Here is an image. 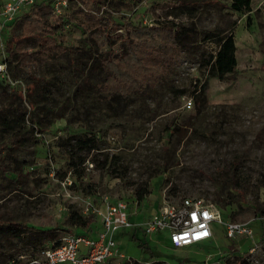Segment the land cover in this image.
Returning <instances> with one entry per match:
<instances>
[{
  "label": "rangeland",
  "instance_id": "rangeland-1",
  "mask_svg": "<svg viewBox=\"0 0 264 264\" xmlns=\"http://www.w3.org/2000/svg\"><path fill=\"white\" fill-rule=\"evenodd\" d=\"M97 1L119 21L172 24L180 38L165 48L173 55L170 71L127 96L101 92L98 55L122 47L96 46L84 0L42 15L46 24L61 20L57 40L65 47L42 61L6 62L4 44L22 19L0 27V264H40L50 240L75 230L70 214L87 217V200L98 207L127 201L129 220L138 223L163 200L184 196L210 202L222 221L248 223L253 235L227 237L213 221L209 240L174 247L166 232L132 225L113 232L123 256L110 264H264V217L256 213L264 206V0H251L246 13L234 11L231 0ZM226 32L235 39L237 71L210 77ZM26 47L36 48L31 40ZM30 74L42 85L32 107L16 95ZM85 138L93 148L77 141ZM144 189L137 202L135 191Z\"/></svg>",
  "mask_w": 264,
  "mask_h": 264
},
{
  "label": "trees",
  "instance_id": "trees-1",
  "mask_svg": "<svg viewBox=\"0 0 264 264\" xmlns=\"http://www.w3.org/2000/svg\"><path fill=\"white\" fill-rule=\"evenodd\" d=\"M84 3L85 10L82 11V17L96 46L102 48L120 41L122 47L119 52L107 51L98 55V65L105 72L102 83L96 85L101 92L107 96H127L131 92L144 88L149 79L155 81L165 79L173 58V55L168 54L165 48L177 46L180 38V32L172 24L164 21L151 25L135 23L131 20L119 21L101 12L97 0H84ZM34 6L36 7L34 17L29 14L30 11H27L6 24L13 27L19 19H22L20 32L12 34L4 44L7 51L6 62L16 61V65H25L28 62L45 60L65 49L57 40V33L63 27L61 20L58 24H46L43 20L42 15L51 11L50 4L42 0ZM230 7L236 12L246 13L251 10V0H231ZM249 18L247 15V23ZM205 35L206 38H210L215 34L206 32ZM29 40L33 41V46L36 47L32 51L26 47ZM236 68L235 39L231 32H226L218 39V48L209 61L207 72L210 77L224 79L234 75ZM30 76L32 80L25 84L24 93L18 90L16 95L21 99L25 96L29 107H32L37 93L42 90V85L38 82L39 78L33 77L32 74ZM26 112L24 108L21 114ZM28 118L32 120L30 116ZM77 141L82 144V147H94L91 138ZM147 192L146 189L136 190L137 202H140ZM256 213L264 217V206L256 207ZM69 219L75 227L85 229L86 233L91 231L92 227H89L91 218H83L81 214L72 212ZM4 226L5 222L0 221V227ZM57 238L50 242H56ZM231 245L228 247H232Z\"/></svg>",
  "mask_w": 264,
  "mask_h": 264
},
{
  "label": "built area",
  "instance_id": "built-area-1",
  "mask_svg": "<svg viewBox=\"0 0 264 264\" xmlns=\"http://www.w3.org/2000/svg\"><path fill=\"white\" fill-rule=\"evenodd\" d=\"M42 0H1L0 27L13 21L23 13L30 11L35 3ZM51 6L52 14L59 13V6L67 0H43ZM5 65L0 62V71ZM191 101L185 104L190 107ZM82 210L87 219L99 220L101 228L85 232L76 227L58 236L56 242H50L41 249L40 264H110V259L122 257L117 252L118 242L112 237L118 228L139 226L145 234L166 232L174 247L186 246L209 240L213 236L212 222L224 224L225 235H253V230L246 222L233 219L221 220L218 211L210 202L201 197L184 196L179 201L163 200L158 208L138 223H132L128 217V203L122 199L104 202L101 207L94 206L87 200ZM79 228V230H77Z\"/></svg>",
  "mask_w": 264,
  "mask_h": 264
},
{
  "label": "crops",
  "instance_id": "crops-1",
  "mask_svg": "<svg viewBox=\"0 0 264 264\" xmlns=\"http://www.w3.org/2000/svg\"><path fill=\"white\" fill-rule=\"evenodd\" d=\"M143 218H144V217H143ZM143 218H142V219H143ZM142 219H141V220H142ZM92 223H93L92 228H91L92 231L101 228L99 220H94ZM48 244H49V243H48ZM46 245H47V244H46Z\"/></svg>",
  "mask_w": 264,
  "mask_h": 264
}]
</instances>
